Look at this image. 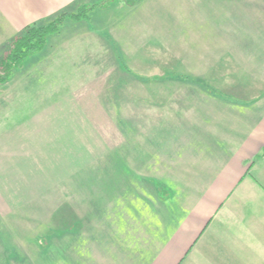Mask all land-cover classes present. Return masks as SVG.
I'll return each instance as SVG.
<instances>
[{
	"label": "crops",
	"instance_id": "obj_1",
	"mask_svg": "<svg viewBox=\"0 0 264 264\" xmlns=\"http://www.w3.org/2000/svg\"><path fill=\"white\" fill-rule=\"evenodd\" d=\"M145 3L0 0V66L29 27L94 7L33 55L42 78L78 84L83 97L62 93L50 107L41 101V114L24 109L18 125H2L9 163L20 152L13 163L36 166L49 152L54 190H67L68 224L55 219L51 239L35 237L37 264H264V84L141 69L134 20L115 15ZM101 57L114 72L94 80ZM42 118L67 122L66 132Z\"/></svg>",
	"mask_w": 264,
	"mask_h": 264
},
{
	"label": "rangeland",
	"instance_id": "obj_2",
	"mask_svg": "<svg viewBox=\"0 0 264 264\" xmlns=\"http://www.w3.org/2000/svg\"><path fill=\"white\" fill-rule=\"evenodd\" d=\"M118 14L116 21L134 20L141 69L150 68V73L157 74L182 69L213 84H264V64L258 63L259 50L263 53L260 60H264V41L260 42L256 36L246 39L249 32L244 29L246 26L257 35L264 34V0H146L136 10ZM100 61L94 68L102 70L97 71L94 80L114 72L109 67L113 66V60L112 64L108 57H101ZM35 63L36 57H30L25 67L13 70L11 84L0 83V137L2 125H18L24 109L41 114V101L49 103L68 91L83 97L85 89H71L78 84H54L52 74H44L42 78ZM81 63L79 58L77 64ZM105 66L108 72L103 70ZM80 76L77 81H87ZM5 78L6 73L0 67V79ZM108 91L112 93L110 88ZM47 103L50 107L51 103ZM63 122L41 121L46 130L47 127L51 130L52 124L57 128L60 125L57 132H66L67 122ZM49 154L40 152L42 161L25 167L21 162L13 163L15 157L9 163L11 160L0 153V264L42 262L35 237L44 235L51 239L57 224L59 227L68 224L67 190H62V185L54 190L51 162L45 160ZM261 155L264 156V151Z\"/></svg>",
	"mask_w": 264,
	"mask_h": 264
},
{
	"label": "trees",
	"instance_id": "obj_3",
	"mask_svg": "<svg viewBox=\"0 0 264 264\" xmlns=\"http://www.w3.org/2000/svg\"><path fill=\"white\" fill-rule=\"evenodd\" d=\"M94 7L84 8L76 14H60L48 25L31 26L25 30L12 44L11 50L1 63V69L6 73L5 79H0L1 84H6L15 68H20L24 61L40 51L47 39L58 33L67 19L81 21L89 16Z\"/></svg>",
	"mask_w": 264,
	"mask_h": 264
}]
</instances>
